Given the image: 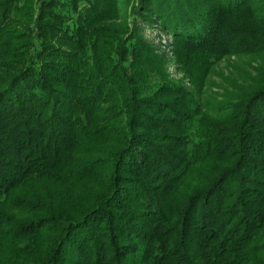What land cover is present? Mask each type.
Returning a JSON list of instances; mask_svg holds the SVG:
<instances>
[{
  "label": "trees",
  "instance_id": "16d2710c",
  "mask_svg": "<svg viewBox=\"0 0 264 264\" xmlns=\"http://www.w3.org/2000/svg\"><path fill=\"white\" fill-rule=\"evenodd\" d=\"M233 56L264 0H0V264H264V70L202 98Z\"/></svg>",
  "mask_w": 264,
  "mask_h": 264
},
{
  "label": "rangeland",
  "instance_id": "374dc122",
  "mask_svg": "<svg viewBox=\"0 0 264 264\" xmlns=\"http://www.w3.org/2000/svg\"><path fill=\"white\" fill-rule=\"evenodd\" d=\"M145 35L155 43L163 40L167 42L170 37L163 35L157 29H146ZM167 40V41H166ZM264 70V58L256 56H233L224 59L216 65L214 72L209 78L206 93L202 97L213 104H217L225 99V93L230 87L237 84L240 87L253 88V80L260 82L259 72ZM172 72L175 73V66H172Z\"/></svg>",
  "mask_w": 264,
  "mask_h": 264
}]
</instances>
